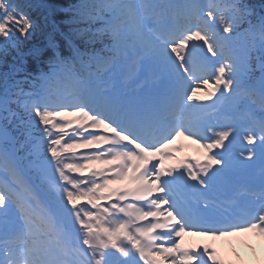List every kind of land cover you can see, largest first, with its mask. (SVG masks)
I'll return each mask as SVG.
<instances>
[{
    "label": "trees",
    "instance_id": "16d2710c",
    "mask_svg": "<svg viewBox=\"0 0 264 264\" xmlns=\"http://www.w3.org/2000/svg\"><path fill=\"white\" fill-rule=\"evenodd\" d=\"M49 11L53 24L48 22L36 25H23L22 34L14 35V43H8L11 52H17L26 56L27 65L33 68L38 64L31 55L32 52L41 50L49 52L53 46L69 49L73 46L86 50L97 49L99 42L103 43L104 37L91 34L95 25L93 14L96 6L93 3L84 4L81 7H72L80 0H40ZM70 13H65V9ZM97 10V9H96ZM45 12L35 5L34 16L40 20ZM89 30V31H88ZM52 46H48V44ZM6 46V45H4ZM3 49V52H7ZM6 54V53H5ZM31 55V56H28ZM6 59L0 58V67L5 66Z\"/></svg>",
    "mask_w": 264,
    "mask_h": 264
},
{
    "label": "rangeland",
    "instance_id": "374dc122",
    "mask_svg": "<svg viewBox=\"0 0 264 264\" xmlns=\"http://www.w3.org/2000/svg\"><path fill=\"white\" fill-rule=\"evenodd\" d=\"M131 5H133V4H131V3H129V4H126V3L125 4H120L119 6L114 7L115 8L114 10H118V9H120L123 6L125 8L127 16L129 17L130 13H128V12H131V11L134 10V8L131 9L132 8ZM133 7H134V5H133Z\"/></svg>",
    "mask_w": 264,
    "mask_h": 264
},
{
    "label": "bare ground",
    "instance_id": "6f19581e",
    "mask_svg": "<svg viewBox=\"0 0 264 264\" xmlns=\"http://www.w3.org/2000/svg\"><path fill=\"white\" fill-rule=\"evenodd\" d=\"M143 184H144V183H143ZM155 192H156V191H155ZM153 194H155V193H153ZM23 257H24V256H23ZM23 257H22V255L17 256V258H16V259H17V263L26 264V263H25L26 260H25V258H23Z\"/></svg>",
    "mask_w": 264,
    "mask_h": 264
}]
</instances>
